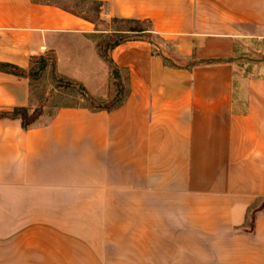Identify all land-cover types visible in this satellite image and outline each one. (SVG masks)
<instances>
[{
  "label": "crops",
  "instance_id": "0c3cea01",
  "mask_svg": "<svg viewBox=\"0 0 264 264\" xmlns=\"http://www.w3.org/2000/svg\"><path fill=\"white\" fill-rule=\"evenodd\" d=\"M95 1L150 22L185 67L128 40L110 52L121 106H62L28 129L0 118V264H264V0ZM103 28L0 0V62L53 56L59 77L107 100ZM34 105L31 79L0 70V111Z\"/></svg>",
  "mask_w": 264,
  "mask_h": 264
},
{
  "label": "trees",
  "instance_id": "16d2710c",
  "mask_svg": "<svg viewBox=\"0 0 264 264\" xmlns=\"http://www.w3.org/2000/svg\"><path fill=\"white\" fill-rule=\"evenodd\" d=\"M33 1L56 3L55 1H52V0H33ZM82 1L94 2L96 4V7L98 8V9L96 8L97 11L100 13V8L102 6L100 2L95 1V0H82ZM56 4L60 5L59 3H56ZM65 9L75 14L81 15L84 18L89 19L88 17L82 14H79L73 10H70L68 8H65ZM112 20L114 22H121V23H126V24H136L135 26L127 25L128 27L117 29L116 31L119 32V34H127V36L125 35L118 39H113L110 36L105 35L104 33L96 34L94 36L97 40V46L99 48V52L101 53L103 58L107 61V63L110 66V69H111L110 88L111 90L115 89L116 95L115 96L111 95L107 100L99 99L93 96L92 94H90L88 90L81 83H77L73 80L62 77L64 78V80L77 83L76 86L79 88L82 97L89 102L88 104L82 105V106L88 107L93 110H102V109L109 110V111L113 110L121 106L124 103L129 93V89L125 84L122 72L120 68L117 66V64L114 62L113 58L111 57V53H110L112 49L117 47L122 42H125L128 40L150 41L155 48V53L159 55H163L165 59V64L167 66L185 67L183 66V64H180L176 62L174 59H172L171 56L166 55L165 52L162 50V44H159L154 40V36L160 37L161 39L162 37L152 29V24L150 22H148L149 23L148 28H143L139 30L137 24L142 23V21L139 19L113 17ZM131 33H135L134 35H140V36H134ZM144 34H147V35L145 36ZM45 66H46V60L44 58H42V60L33 61V64L28 71H26L25 69L15 64L0 62L1 71L11 72L17 75H27L31 80L35 78L34 73L36 72V69L42 70L45 68ZM189 66L190 65L188 64L186 67H189ZM2 117L19 119L24 129H28L31 126L35 125L39 118V116L36 113L31 112V107H27V106H18V107L13 108L12 110L0 111V118ZM256 213L257 211H254L252 215L249 216V219L247 222V228H248V231L250 232H252L253 221L255 219Z\"/></svg>",
  "mask_w": 264,
  "mask_h": 264
},
{
  "label": "rangeland",
  "instance_id": "374dc122",
  "mask_svg": "<svg viewBox=\"0 0 264 264\" xmlns=\"http://www.w3.org/2000/svg\"><path fill=\"white\" fill-rule=\"evenodd\" d=\"M59 3L61 6L73 10L79 14H82L89 19L96 21L101 24L104 29H109L110 32L104 33L113 39H118L122 36H127V34H119L117 29L125 28L128 26H135L136 24H126L121 22H114L112 18H107L101 15L97 11L96 4L92 1H82V0H52ZM97 8V9H96ZM128 25V26H127ZM138 29L141 26L143 28H148L149 23L147 21H142V23L137 24ZM141 30V29H139ZM134 35L135 33H131ZM145 36L147 34H144ZM140 36V35H134ZM154 40L162 44V50L166 55L172 53V46L164 38L154 36ZM54 57L50 56L46 60V66L44 69H36L34 73L35 78L32 79V90H33V101L35 105L31 107V112L36 113L39 118L37 123H47L55 114V112L62 106H82L89 102L84 99L81 95L79 88L76 86L77 83L69 82L64 80V78L59 77L54 69ZM125 79L126 73L123 72ZM125 84L127 82L125 80ZM6 111V110H1ZM260 203V202H259ZM257 208L251 210V214L256 211Z\"/></svg>",
  "mask_w": 264,
  "mask_h": 264
},
{
  "label": "water",
  "instance_id": "95a60500",
  "mask_svg": "<svg viewBox=\"0 0 264 264\" xmlns=\"http://www.w3.org/2000/svg\"><path fill=\"white\" fill-rule=\"evenodd\" d=\"M139 29H142V27L140 26Z\"/></svg>",
  "mask_w": 264,
  "mask_h": 264
}]
</instances>
